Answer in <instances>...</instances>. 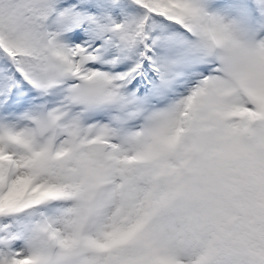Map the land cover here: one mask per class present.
Returning <instances> with one entry per match:
<instances>
[{"label": "snow or ice", "instance_id": "obj_1", "mask_svg": "<svg viewBox=\"0 0 264 264\" xmlns=\"http://www.w3.org/2000/svg\"><path fill=\"white\" fill-rule=\"evenodd\" d=\"M0 264H264V0H0Z\"/></svg>", "mask_w": 264, "mask_h": 264}]
</instances>
